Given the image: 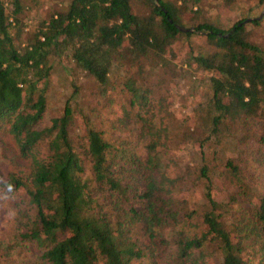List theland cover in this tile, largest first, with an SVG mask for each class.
<instances>
[{
  "label": "trees",
  "instance_id": "16d2710c",
  "mask_svg": "<svg viewBox=\"0 0 264 264\" xmlns=\"http://www.w3.org/2000/svg\"><path fill=\"white\" fill-rule=\"evenodd\" d=\"M239 3L255 14L228 28L211 14ZM26 8L0 0L6 256L264 264V44L251 32L264 0H70L28 31ZM69 63L86 94L73 85L44 124L46 82ZM184 74L196 97L185 118L164 91Z\"/></svg>",
  "mask_w": 264,
  "mask_h": 264
},
{
  "label": "rangeland",
  "instance_id": "374dc122",
  "mask_svg": "<svg viewBox=\"0 0 264 264\" xmlns=\"http://www.w3.org/2000/svg\"><path fill=\"white\" fill-rule=\"evenodd\" d=\"M26 1L27 8L24 10L21 20L24 24L25 31L35 27V25L40 22L44 17L46 12L55 11L60 7L68 5L70 0H23ZM29 5V6H28ZM247 8L251 9V14H255V9L253 5L246 6L244 3H239L234 9L226 10L217 4H213L210 7L211 14L213 16H219L220 19L225 22L226 28L232 26L233 23L237 22L243 16L247 14ZM10 11V9H8ZM190 16L183 15L178 20L185 27H190ZM253 37L264 44V26L258 29H253ZM190 45L193 48L203 47L204 38L203 36L196 35L188 39ZM199 77H205L204 74L199 73ZM80 78V75L76 71L74 64H65L63 68H56L55 72L46 82L47 93H48V106L44 115V124L52 117L60 115L61 109L67 100V98L72 93L73 85H76L81 89V94H86V83ZM191 84L187 79V75H181L176 79H171L169 83L166 84L164 91L167 95L174 98L175 110L177 116L188 117L191 109L193 108L196 97L193 91L190 89ZM201 87L200 89H202ZM9 165L8 154L2 155L0 150V174L5 175L7 172V167ZM0 175V177H2ZM3 178V177H2ZM224 196V193H218L217 198L220 200ZM5 194L0 191V264H9V259L12 264H16V261L6 256L4 252L5 246V234L9 232L10 225L7 220L10 216L9 210L5 208ZM11 263V262H10Z\"/></svg>",
  "mask_w": 264,
  "mask_h": 264
},
{
  "label": "water",
  "instance_id": "95a60500",
  "mask_svg": "<svg viewBox=\"0 0 264 264\" xmlns=\"http://www.w3.org/2000/svg\"><path fill=\"white\" fill-rule=\"evenodd\" d=\"M264 15V9L261 11V13L259 14V16L257 17L258 20H260ZM181 32H194V29L191 28V29H186V28H183V27H180V26H176Z\"/></svg>",
  "mask_w": 264,
  "mask_h": 264
}]
</instances>
